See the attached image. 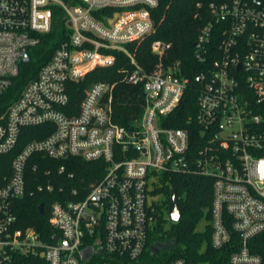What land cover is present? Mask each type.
Returning <instances> with one entry per match:
<instances>
[{
  "label": "built area",
  "instance_id": "1",
  "mask_svg": "<svg viewBox=\"0 0 264 264\" xmlns=\"http://www.w3.org/2000/svg\"><path fill=\"white\" fill-rule=\"evenodd\" d=\"M207 6L193 52L205 72L198 80L197 110L186 121L199 132L191 146L189 129L166 127L189 85L180 62L165 65L171 44L152 43L158 62L150 72L130 50L154 33L151 10L158 0H0V97L50 33L55 8L64 12L69 30L0 116V264H13L15 254L28 253H41L47 264H95L94 259L142 264L153 226L149 181L155 187L170 173L213 179L212 247L231 245L233 234L239 245L225 264H264V255L250 249L251 241L264 234V0ZM108 10L111 15L104 14ZM114 52L131 64L121 69L122 82L144 89L145 107L134 131L114 122L115 83L95 82L77 111L71 105L69 86L99 67H114ZM47 125L53 127L49 135L28 142L9 169L1 168V157L16 149L25 128ZM35 155L34 172L46 159L105 164L103 178L93 185H60L49 209V224L57 232L51 243L17 227V200L57 189L47 169L37 188L29 190L27 169ZM57 171L59 177L68 172L65 165ZM67 179L74 180V174ZM87 249L89 258L83 254Z\"/></svg>",
  "mask_w": 264,
  "mask_h": 264
},
{
  "label": "trees",
  "instance_id": "2",
  "mask_svg": "<svg viewBox=\"0 0 264 264\" xmlns=\"http://www.w3.org/2000/svg\"><path fill=\"white\" fill-rule=\"evenodd\" d=\"M228 0H158V7L151 10L155 24V31L147 36L140 43H134L130 50L136 54L138 63L147 72L153 69L158 59L152 54L151 45L153 42L162 41L171 44L165 65L180 62L182 74L189 79L186 93L179 105V108L171 116L172 122L166 127L187 128L191 134V146L194 145L199 132L195 131L193 125H186V121L193 116L197 110V100L200 94L201 83L196 79L198 75L205 72L204 65L196 62L193 57L194 44L207 19V5L211 2H224ZM197 6V5H199ZM112 10L104 14L111 15ZM52 29L44 35L41 43L31 51V61L21 69L20 75L14 80L10 89L0 97V116L19 97L23 88L34 80L41 67L49 61L55 49H57L68 37V27L64 12L55 8L53 13ZM116 63L111 67H99L90 72L85 78L69 86L71 105L79 109L85 91L99 81L115 83L113 90V114L114 122L125 127L128 131H134L141 119L144 110V89L142 86H130L122 82L121 69L131 67L129 59L122 53L114 52ZM53 127L51 125L25 128L16 149L8 155L1 157L2 167L6 165L9 169L11 161L19 154L23 147L32 140L45 138ZM38 156H33L27 169L29 190L37 188L39 176L45 170L52 172L51 179L56 181L57 189L53 194L48 192H37L32 196H25L15 202L14 210L17 216V227L23 230L32 229L43 243H51L52 236L57 232L49 224V209L51 203L57 199L60 185L76 186L78 182L84 181L87 185L94 184L101 180L105 174L103 162H86L79 158H71L64 161L44 160L41 163L40 171L34 172L31 165L35 163ZM65 165L66 174L57 175V167ZM5 166V167H6ZM73 173L75 179L69 181L67 174ZM67 179V180H66ZM161 185L155 187L157 192H165L167 201L164 205L155 208L150 214L153 217V226L149 233L148 251L145 253L144 264H165L177 258L188 260V264H225L230 254L237 250V236L233 234L231 245L221 250H215L211 244V208L213 203V179L200 173L176 174L170 173L160 179ZM69 189V188H68ZM175 190L176 203L182 209L183 215L178 223L173 224L170 230L165 229L164 219L161 216L163 208L169 207L171 202V191ZM67 192V191H66ZM44 205V214L39 212V206ZM209 221L204 232L197 230L203 218ZM173 241L172 249L160 250L153 253V247L158 243ZM203 242L208 245L202 249ZM236 246V247H235ZM251 252L264 255V234L250 243ZM172 254L168 255L169 252ZM13 264H47L40 254H15Z\"/></svg>",
  "mask_w": 264,
  "mask_h": 264
},
{
  "label": "rangeland",
  "instance_id": "3",
  "mask_svg": "<svg viewBox=\"0 0 264 264\" xmlns=\"http://www.w3.org/2000/svg\"><path fill=\"white\" fill-rule=\"evenodd\" d=\"M151 183H152V181H149L148 201H149V205L150 204L152 205V208H153L152 210L154 211L155 208L153 207V205L154 204L156 206L164 205V203H166V201H167V197H166L165 192H163V191H161V192L160 191L159 192L155 191V187L156 186L154 187ZM160 185H161V182H159V186ZM161 216L165 220L164 221L165 229L166 230H170L173 227V224H175V223L170 220L169 213H168V206H167V208L166 207L163 208V212H162ZM207 224H209V221L204 217L200 221L197 230L199 232H204L205 228H207L206 227ZM207 245L208 244L206 242H203L202 249L206 248ZM170 254H172L171 251L168 253V255H170ZM94 263L97 264V259H94ZM142 264H144V262H142Z\"/></svg>",
  "mask_w": 264,
  "mask_h": 264
},
{
  "label": "water",
  "instance_id": "4",
  "mask_svg": "<svg viewBox=\"0 0 264 264\" xmlns=\"http://www.w3.org/2000/svg\"><path fill=\"white\" fill-rule=\"evenodd\" d=\"M200 75L197 76V80H199ZM176 193L175 190L171 191V202L170 205L168 207V213H169V217L170 220L174 223H178L181 220V217L183 215L182 209L179 207V205L176 203ZM39 212L41 215L44 214L45 210H44V205L41 204L39 206ZM58 240V238H57ZM174 242L170 241L167 243H158L157 245H155L152 249H153V253H158L160 250H165V249H172L174 246ZM91 249H87L83 251V254L86 258H89V254H90Z\"/></svg>",
  "mask_w": 264,
  "mask_h": 264
},
{
  "label": "flooded vegetation",
  "instance_id": "5",
  "mask_svg": "<svg viewBox=\"0 0 264 264\" xmlns=\"http://www.w3.org/2000/svg\"><path fill=\"white\" fill-rule=\"evenodd\" d=\"M170 242V241H169ZM173 242V241H172Z\"/></svg>",
  "mask_w": 264,
  "mask_h": 264
}]
</instances>
